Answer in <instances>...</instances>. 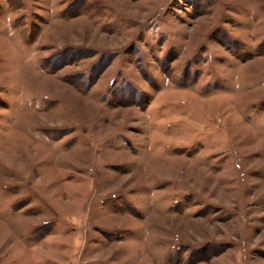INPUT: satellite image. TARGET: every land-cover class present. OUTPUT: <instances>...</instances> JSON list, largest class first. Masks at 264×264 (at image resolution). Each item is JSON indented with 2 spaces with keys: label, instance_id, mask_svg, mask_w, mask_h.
Here are the masks:
<instances>
[{
  "label": "rangeland",
  "instance_id": "obj_1",
  "mask_svg": "<svg viewBox=\"0 0 264 264\" xmlns=\"http://www.w3.org/2000/svg\"><path fill=\"white\" fill-rule=\"evenodd\" d=\"M0 264H264V0H0Z\"/></svg>",
  "mask_w": 264,
  "mask_h": 264
}]
</instances>
